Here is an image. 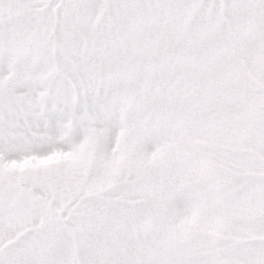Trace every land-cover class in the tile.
<instances>
[{"label": "snow or ice", "instance_id": "snow-or-ice-1", "mask_svg": "<svg viewBox=\"0 0 264 264\" xmlns=\"http://www.w3.org/2000/svg\"><path fill=\"white\" fill-rule=\"evenodd\" d=\"M0 264H264V0H0Z\"/></svg>", "mask_w": 264, "mask_h": 264}]
</instances>
